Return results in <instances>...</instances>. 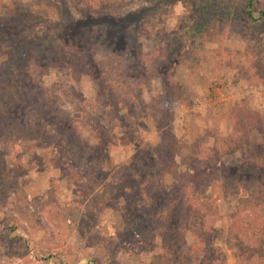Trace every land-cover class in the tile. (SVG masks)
Returning <instances> with one entry per match:
<instances>
[{
  "label": "rangeland",
  "instance_id": "rangeland-1",
  "mask_svg": "<svg viewBox=\"0 0 264 264\" xmlns=\"http://www.w3.org/2000/svg\"><path fill=\"white\" fill-rule=\"evenodd\" d=\"M259 8L250 14L248 0H0V264H204L189 256L193 231L156 217L177 190L173 169H185L197 142L213 147L233 121L254 116L263 125L217 157L240 189L218 202L212 242L222 264H239L240 235L227 215L241 196L264 197V0ZM225 78L235 98L205 110L226 121L194 124L199 102ZM244 86L262 97L238 96ZM187 117L177 135L175 121L185 127ZM189 128L202 133L188 139ZM172 153L173 169L161 170ZM206 183L196 189L211 200ZM149 184L155 204L138 193ZM144 205L153 219L141 221Z\"/></svg>",
  "mask_w": 264,
  "mask_h": 264
},
{
  "label": "trees",
  "instance_id": "trees-1",
  "mask_svg": "<svg viewBox=\"0 0 264 264\" xmlns=\"http://www.w3.org/2000/svg\"><path fill=\"white\" fill-rule=\"evenodd\" d=\"M248 6L250 14L252 12L261 13L259 0H248ZM3 36L4 40H8L9 35ZM0 114H3L1 117L5 116L4 113ZM23 118L25 124L26 122L31 124L37 122L35 117L33 119ZM46 121L42 119L40 122L46 124ZM261 122L257 117L247 116L243 121L241 119L240 124H235L233 121L232 131L213 147H208L203 141L197 142L196 155L182 159V163L186 166L182 172L173 169L175 165L173 153L167 161L158 162L162 164L161 170L173 169L172 175L177 183V190L175 189L173 194H170L164 201V204L167 202L166 207L156 217V222L167 225L171 223L170 225L175 228L177 233L182 230V225L193 231L195 234L193 247L189 248L188 253L190 257L200 256L204 264H222L220 261L222 250L212 242V233L217 230L215 222L219 218L217 204L226 193L238 194L240 189L239 185L233 184L228 177L221 173L219 170L221 161L219 162L217 157L221 158L237 152L249 137L250 132L263 125ZM15 138L10 136L7 140L13 142ZM171 141L176 142L174 135H171ZM155 160L157 159H151L148 162H155ZM148 162L145 164L146 167L150 166ZM253 165L257 168L258 163L255 162ZM260 165L264 166V163ZM242 168L246 169V166L244 165ZM144 178L145 176L139 182H145ZM205 182L211 188V200L204 199L200 191L196 189V185H203ZM154 185L149 184L147 192H143L142 187H139L138 193L141 200H144V204L150 199H152V204L156 203ZM152 209L153 207L144 205L141 210H138L141 221H147L148 215L153 219ZM194 220L198 222V226L195 228L190 226ZM227 227L228 230L240 235L242 251L238 255L239 264H264V197L257 199L239 197L234 210L227 215ZM41 258H50V255L44 254Z\"/></svg>",
  "mask_w": 264,
  "mask_h": 264
},
{
  "label": "built area",
  "instance_id": "built-area-1",
  "mask_svg": "<svg viewBox=\"0 0 264 264\" xmlns=\"http://www.w3.org/2000/svg\"><path fill=\"white\" fill-rule=\"evenodd\" d=\"M234 89H235V84L231 80L225 78L218 86L213 88L212 93L207 100L205 101L201 100L199 102V104L201 103L198 106L199 110L201 112L206 111L205 108L207 106H212L216 104L227 105L230 102V100L235 98L236 91H234ZM244 95L253 97L254 99H258L262 97L261 91H259L258 87L256 86H250V87L244 86L242 88L241 93H238V96L244 98L245 97Z\"/></svg>",
  "mask_w": 264,
  "mask_h": 264
},
{
  "label": "crops",
  "instance_id": "crops-1",
  "mask_svg": "<svg viewBox=\"0 0 264 264\" xmlns=\"http://www.w3.org/2000/svg\"><path fill=\"white\" fill-rule=\"evenodd\" d=\"M198 113L200 115L199 116V119L198 118H195L196 121L194 122V124H196V123L198 124L199 123V126L201 124V126L211 127V126H213V124H212L213 122H216V121L219 122L220 119H223L224 121H226V118L221 117L218 114H215L216 113L215 110H213V112H211L212 114L209 113V112L207 113V111L206 112H198L197 111V114ZM211 115H213V116H211ZM188 121H189V118L187 117L186 118V122L184 124L185 127H182L183 125H179V123L177 121H175V123L173 125V129L175 130V132H176L177 135H180L181 136L184 132H186V129H187V124L186 123H188ZM214 126H215V128H217L216 125H214ZM226 129H228V128H226ZM197 130H198L197 128H194V129L189 128L188 131H187L188 133H187L186 137H188V139H189L191 133L192 134L193 133L194 134H196V133L197 134L198 133H202L201 130H199V131H197ZM186 137H185V139H186Z\"/></svg>",
  "mask_w": 264,
  "mask_h": 264
}]
</instances>
